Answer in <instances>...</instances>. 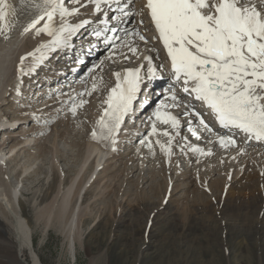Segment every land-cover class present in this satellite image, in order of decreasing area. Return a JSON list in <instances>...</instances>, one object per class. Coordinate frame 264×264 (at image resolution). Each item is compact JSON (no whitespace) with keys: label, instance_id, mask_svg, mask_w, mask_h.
<instances>
[{"label":"rangeland","instance_id":"374dc122","mask_svg":"<svg viewBox=\"0 0 264 264\" xmlns=\"http://www.w3.org/2000/svg\"><path fill=\"white\" fill-rule=\"evenodd\" d=\"M65 3L69 8L80 7L73 4L72 0H65ZM81 3L93 6L90 0H81ZM113 4V8H116L117 5ZM142 7V0H135L132 10L137 15L127 23L121 21L119 26L129 31L136 30L137 23L144 20V15L139 14ZM93 10L89 8L80 12L90 13ZM108 11L102 7L100 17L105 12L109 17L119 15ZM72 19L76 23L82 17L74 16ZM33 30L26 34V39L20 41L22 46ZM117 35L121 38L116 42V52H119V49L122 50L120 45L129 42V36L122 30ZM82 37L79 34L73 44ZM4 41L0 42L1 48ZM19 46L14 47L16 52H10L9 62L12 67L3 89V92L7 90L2 96L4 101L0 104V118H4L1 123L7 129L6 134H3L5 130L0 133V152L8 153L7 157L14 148V153H18L15 164L0 162V180H3L5 186L16 185L18 188V202L23 206V214L34 230V245L43 264H264V194L261 189L246 183V176L254 172L263 176L261 158L259 161L252 160L251 154L257 150L263 153L264 142H254L251 146L248 144L243 147L238 138L241 155L230 161L228 157L236 151V146L222 148V152L216 147L214 150L216 141L209 134L204 135V131L200 139H204V142L191 141L187 136V126L179 129L178 136L173 132L175 139L169 156L156 143L155 136H148L151 131L149 124L142 128L140 139L134 136V129H123L126 137L122 143L115 145V151L112 147L110 154L104 155L100 167L102 169L97 168L99 173L95 183L91 188L89 185L85 188L82 197L76 198L75 203L81 206L83 213L81 221L86 222L80 223L79 232L83 234L82 241L85 243L83 248H78L77 259L73 263L64 253L66 247L59 232L51 228L44 236L42 228L35 226L34 205L39 209L50 206L58 192L70 186L79 172L80 178L86 179L91 171L90 168V171L87 170L89 163L95 157L98 159L95 154L90 162L83 165L87 155L86 145L95 130L88 117L91 113L88 110L89 103L99 99L98 90L91 95L78 94L86 89L91 90V77L94 76L100 86L107 76L116 73L118 59L108 61L110 48L98 47L96 44L95 47L102 51L100 56L97 59L88 58L85 66L76 72L77 76L82 72L86 80H82V77L77 80L76 77L72 79L76 82L66 83L69 85L67 88L57 90V83L60 82L57 78L60 79L61 72L67 74V59L64 60L58 54L59 57L55 56L44 64L45 69L41 67L36 74L22 77L21 82L17 72L20 63L18 54L22 51L26 53L27 50L25 45L22 49ZM79 52L78 48H74L71 52L74 55L71 56L75 58ZM13 57L15 63H12ZM133 59L131 57L120 64L126 65L125 62ZM101 61L102 69L97 67L93 71L94 66L100 65ZM36 75L39 78L31 80L30 77ZM80 84L82 86H76ZM17 87L21 95H17ZM73 98L77 104L81 99L87 101L83 107L78 108L76 115L69 110ZM161 100V96H156V103ZM91 117L95 118L93 115ZM16 122L17 126L13 124ZM193 128L201 130L198 123ZM159 131H163L161 127ZM27 136L33 142L25 147ZM186 136L187 139H183ZM162 139L164 144L168 140L163 135ZM142 140L144 143H141ZM149 142L151 149L148 147ZM190 144L205 152L210 150L211 155L196 157L199 152L187 150ZM248 160L253 163L248 165ZM237 164L243 169H239ZM27 165L30 170L25 173L22 167ZM233 177L238 181L234 184L236 191L233 196L226 198V192L222 195L220 189L224 191ZM34 193L36 197L33 200ZM42 198L45 199L41 201ZM14 208L19 210L18 203ZM1 233L0 230V264H17L14 263V256L18 245L9 243L14 239L11 234ZM30 260L29 253L25 252L21 258L22 264H32Z\"/></svg>","mask_w":264,"mask_h":264},{"label":"snow or ice","instance_id":"6c2138e0","mask_svg":"<svg viewBox=\"0 0 264 264\" xmlns=\"http://www.w3.org/2000/svg\"><path fill=\"white\" fill-rule=\"evenodd\" d=\"M72 3L87 7L81 0H72ZM90 3L93 4L99 25L90 34L98 40L103 37V43L111 50V56L107 59H112L117 54L116 40L121 39L117 35L121 30L127 36H137L140 41L148 43L147 38L139 31H129L117 24L109 27V20L127 23L137 15L132 10L135 0H90ZM112 3L117 7L111 11L119 15L109 17L105 12L103 18H100L102 5ZM31 7L34 18L24 28V32L35 29L37 35L43 33L50 39L20 58L17 72L21 82L22 77L34 75L54 54L73 47V40L81 29L93 22L83 20L71 23L69 17L78 16L80 7L69 8L65 0H31ZM10 9L6 0H0V33L8 27L5 22ZM145 9L157 34L152 39L162 43L170 60L173 80L168 95L150 117L151 131L148 136L157 135V122L170 125L175 136H178L180 119L169 109L181 106L188 110L187 115L198 121L201 130L209 133L213 131L203 115L190 108L183 97L177 95L176 89L179 88L183 94L194 97L206 106L220 127L236 129L249 138L264 141V0H146L139 13L141 16ZM57 16L59 25L55 23ZM41 21L43 25L37 27ZM140 23L143 24V20ZM107 32H111L113 36L108 37ZM7 38L5 35V39ZM120 46L128 47L133 56L138 51L137 47L127 42ZM29 58L30 64L25 65ZM123 58L131 59L127 55ZM144 61L146 64L137 68L114 73L115 86L103 101L106 107L96 121L99 133L97 130L91 133L94 139L110 141L113 151L116 150V137L121 126L126 117L134 112V105L142 88L156 78L158 68L162 67L154 65L151 56H145ZM102 64L101 61L100 65H95L93 71L97 67L102 69ZM91 78V90L86 89L79 96L91 95L97 90L96 79L94 76ZM16 91L17 95L22 94L19 87ZM74 101L75 98L69 110L76 115L78 108L83 107L87 101L81 99L78 104ZM187 123L189 132L200 139L196 129L192 127V121ZM159 134L168 138L167 145L159 140L156 143L170 156L175 136L167 129ZM183 139L186 140L187 137ZM218 143L227 148L235 146L237 142L231 137L221 136ZM148 147L151 149V142ZM190 150L211 155L210 151L204 152L198 147Z\"/></svg>","mask_w":264,"mask_h":264},{"label":"bare ground","instance_id":"6f19581e","mask_svg":"<svg viewBox=\"0 0 264 264\" xmlns=\"http://www.w3.org/2000/svg\"><path fill=\"white\" fill-rule=\"evenodd\" d=\"M7 2L11 6V9L9 10V15H8V17L6 19V22H5L8 25V27H6L4 29V32L0 33V42L5 40L4 41L5 43H4L3 47L2 48L0 47V104H1L2 101H4V98L2 96L4 95V92L7 91V90H5L3 92V89L6 86L5 82H6V79L9 77V74H10L9 71L11 70V67H12V65L9 62V57H11V53L10 52L12 50H15V52L17 51L15 49L16 48L15 46H18V45L22 46L21 45L22 43H20V41H23L24 39H26L24 37H27V35H28L27 33H29L31 31V30H29L28 32H24V28L34 18L33 14H32L31 0H9V1L7 0ZM145 3H146V0H144V4ZM106 5L107 4L102 5V6L107 8ZM89 8L94 9L93 6L87 5L86 8L84 7L82 9H80V11L81 10H86V9H89ZM78 16L82 17V19H80L79 21H83V19H86V20L93 19L97 15H95L94 12L83 13V11H82V14L80 12ZM72 18L73 17L69 18L70 22L71 23H75L74 19H72ZM100 18H103V16L100 17ZM144 20L145 21H143V24H141L140 22L137 23V25L135 26V29L137 31H139L142 35H144L147 38L148 43L145 44L143 41H140L137 36H129L127 38L129 40L128 44H130L131 46H135L138 49L136 55L133 56V54L128 51V47L124 46V47H121L122 48L121 51L119 49V52H117L116 56H114L112 59H109V60L107 59V60L113 62L114 59H116V60L118 59V61L116 63L117 65L115 66V68H117L118 70L115 69V68L113 70H115V71L117 70V72L123 73V71L125 69H127V68H136L139 65L146 64V62L144 61V57L145 56H151L153 58V64L154 65H156V66H161L162 65V67H159V68H161L162 70H164L166 72H170V74H171L170 60L167 58L166 50L163 49V45H162L161 42H159L158 40H153L152 39V37L156 36L157 34L155 33L154 26L150 22V17L148 16L146 9H145V19ZM79 21H77L76 23H79ZM120 22L121 21H117L116 22L117 25ZM55 23L57 25H59V23H60V20H59L58 16L55 18ZM42 25H43V21H41V23L39 25H37V27H41ZM84 29H81L80 33ZM5 35L8 36L7 39H5ZM133 37H135V38L131 39ZM49 39L50 38L46 34L42 33L40 35H37L36 31L34 29L30 33V35L27 38V40L25 41V44H23V46L25 45L24 48L27 50V52L23 53L25 51H22V52H20V54H18V56H19L18 62H20V58L23 56V54L26 55L27 53L32 52L41 43H45ZM23 46L20 47V49H22ZM29 46H30V48H29ZM81 46H82V41H81ZM29 49H31V51ZM151 49L154 50V51H151ZM18 51H19V49H18ZM58 54L60 56L62 55V54H60V52H58V53L54 54L53 57L54 56L58 57L59 56ZM78 54H80V52ZM81 54H82L81 57L77 58V60L80 61L81 58H83L84 60L82 61L81 65H84L86 63V58L88 56H92L91 57L92 59L93 58H98L101 53H100V51L97 48H94V47L91 46L90 48H85V50L83 52H81ZM63 55H64L63 56L64 60L65 59L73 60V57L70 56L71 54L69 52L66 53V54H63ZM85 55H87V57H85ZM124 55H127L129 57L134 58L131 61V64H129V63H126V65L120 64V62H123L125 60L123 58ZM13 56H15V55H13ZM13 58L14 59H12L13 60L12 63L15 60V57H13ZM116 60H115V62H116ZM79 61H77L78 63L77 62L74 63L77 67L81 66V65L79 66V63H80ZM30 62H31V58H29L28 60L25 61V65L30 64ZM45 63H48V61H46ZM68 66H71V65H68ZM72 66H73V64H72ZM45 67L43 65V69H45ZM110 67H112V66H110ZM110 72H112V71H110ZM80 74L83 75L82 72H80ZM142 75H143V72H142ZM158 75H159V72L157 71L156 77ZM66 77H69L67 79V81H64L63 77H60V79H62L63 81H60V82L57 83V90H62L64 88H67L69 85H66V83L70 84V83L76 82V80H72V79H75L76 77H77V80H79L78 79L79 76H77L75 69H73L71 71V75L70 76H69V74H65V78ZM84 78L86 80V77H84ZM71 80L73 82H71ZM79 82L81 84H83L82 81H79ZM115 83H116V78H115L114 74L113 75L111 74V76L110 75L107 76L106 80L104 79L99 84L100 86L97 85L98 86V89H97L98 90L97 91L98 94L97 95H98L99 99H97V100L94 99V100H92L91 103H89L90 105H89V109L88 110H90L91 113H89L88 117L90 116V121L94 124V129L97 130L98 133H99V128H98V125H97L96 121L100 118V115L103 112V108L106 107V105H104L103 101L107 98V95H108L110 89L115 86ZM81 84L80 85H76V86L80 87V86H82ZM160 88L161 87L157 88V90H159ZM162 89H163V87L161 88V90ZM78 92H80V91H78ZM162 100H164V98ZM96 101H98V102L95 103ZM160 102L157 103V104L152 103L150 108H149V110L148 111H144V113H143L144 115H140V116H137L136 118H134L135 119V120H133V125L134 126L130 127V125L128 124V120H125L124 124L121 126V130H120L118 136L116 137L117 145H119L123 141V139L126 137V132H124V130L126 131V130L134 129V135H138V134H140L142 132V128L144 127L145 124L151 125L150 117H152L153 112L157 109V107L159 106ZM199 103L202 104L201 102H199ZM200 106H203V105H200ZM203 107H205L206 115H203V114L202 115L205 118V121L213 129V131L211 133L205 131L204 135L209 133V136L213 137V139L217 140V142H218V138L221 137V136H223V137H231L232 139H235L237 143H238V141L240 139L239 143L242 144L243 147H246V145H248V144L251 146V145L254 144V142L256 144H259L260 142H264V141H257L254 138H249V137L246 136L245 133H243V132L240 133L237 130V132L240 133V134H238V133H236V129H232V128L225 129V128L220 127L218 122L215 120L214 116L210 113V110L207 109L206 106H203ZM169 110L174 115L178 116V118L180 119V123L182 124L183 127L185 126V124H186V127L188 126L187 122L189 120H191V121L193 120L192 121V127L194 126L195 122L197 121V120H195L194 117L186 114L188 110H186L183 106H181L179 108H175V109H169ZM92 115L95 116V118L91 117ZM184 116H185V118H184ZM129 118H130V116H129ZM143 119H144V121L142 122ZM3 120H4V118H0V133H2L3 130H5L3 132V134H6V132H7L6 130L7 129H5L3 127V125H2V123H1V122H3ZM140 122H142V125H139ZM13 124L17 125L18 122L13 123ZM157 124H158V126H157L158 127V133L160 132L159 131L160 127L162 128V130L167 129L169 132H172V133L174 132L171 129L170 125H163V124L160 125L159 122H157ZM126 127L128 129H125ZM196 131L199 134V136L202 137L201 134H202L203 130H196ZM187 132L189 133V136H191V137L188 136L189 138H191V141H193V139L196 141V143L200 141L201 138L197 139L195 136L192 135L191 132H189L188 129H187ZM204 135H203V137L205 138ZM154 136H155V138L157 140H159L162 144H164L163 143V139H162V135H154ZM139 137H140V135L138 136L137 139H140ZM166 139L167 138L165 137V140ZM148 141H150V139ZM32 142H33V139L31 137L27 136L26 137V141L24 142L25 147L30 146ZM202 142H204V139L202 140ZM217 142H216V145L214 146V150H215V147H216L218 149V151H221V149L224 148V147H221L219 145V143L217 144ZM166 143H165V145H166ZM237 143L235 145L237 147L236 151L233 153V155L231 154L230 157H228L230 161L236 160V157L238 158L239 155H241L240 151L238 150ZM86 146H88L87 147V152L85 151L87 153V155H86L85 159L83 160V165H86L88 162H90V159L91 158L93 159V156L95 154L98 157V159L95 157L92 160V162L89 163V166L87 167V170H89L88 168H90L91 171L89 170L90 172L87 175L86 179L84 177L80 178V172H79V174H77V177L74 180H72V183L70 184V186L66 187V189L63 190V191L60 190L58 192V194L56 195L54 201L51 202L50 206H47L45 208L39 209L36 204L34 205V208H35L34 209V217H35V221H36V225L35 226L42 228L41 232H42V234L44 236L47 235L49 229H51V228L56 230L57 232H59L61 234V236L63 237V245H65V247H66L64 253H65V255L70 257V259H71V261H73V263H75V261L77 259L78 248H83V243H85V242L82 241L83 240V234H81L79 232L80 223L84 224L86 222V221H81L83 213L81 211V206L77 205L75 203L76 202V198L78 196L82 197L85 188L88 185H90L89 188H91L92 185L95 183V182L94 183L92 182V184H91L90 182L92 181L93 176L100 169V167H101V165H102V163L104 161V158H105L104 155L110 154V151H111V149L113 147V145L110 143V141H106V140H102V139H94L92 136H90L89 144L86 145ZM193 146H194V144H190L189 147H187L188 152L191 151L190 149L193 148ZM17 153H14V148H12L10 150V154L7 157H6V155L8 153L6 154L4 152L3 153L0 152V162L4 161V162H6V165H7V161L11 162L12 164H15L16 163ZM243 153H246V151L243 152ZM195 155L196 154L194 153V156ZM196 157H204V155L198 153V156L196 155ZM247 157H248V155H247ZM251 158H252V160H255V161H259V159L261 158L262 162H260V164L263 165V167H264V152L262 153V152L257 150V151L254 152L253 155L251 154ZM224 160H225V158H224ZM252 160H248V165H250ZM4 162H2V164ZM105 163H106V161H105ZM28 165L22 167L23 168L22 170L25 173L26 172L28 173V169L30 170ZM237 167L239 168L240 166L238 165ZM263 167L261 168V172H262L263 176L257 174L256 172H254L251 175L246 176L247 177L246 178L247 179L246 183H249L255 189L256 188H258V190L261 189V193L262 194H264V168ZM97 168H99V169L97 170ZM241 169H243V168H241ZM81 170H82V168L80 169V171ZM0 173H2L1 166H0ZM0 177H2V176L0 175ZM234 177L232 178L231 184L224 191H223V189H220V191H222V195H224L223 193L226 192L225 193L226 194V198L233 196L235 191H236L235 187H234V184H236L238 181ZM241 180H243V178ZM249 184H247V185H249ZM89 188L87 189V191L89 190ZM18 195H19V190H18V188H16V185L15 186H11V185L5 186L3 184V180H0V230L2 232L1 234H5V233H6L5 235L11 234L14 239L10 240L9 243L14 244V245L15 244L18 245L17 253L14 256V258L16 259V261L14 259V261H15L14 263L22 264L21 258H23V255H24L25 252H28L29 253V257L31 258L30 261H31L32 264H43L41 259H40V257H39L40 255L37 253V250H36L35 245H34V240H33L34 230H33L32 226H31L30 221L23 214V206L21 205L20 201L18 202V197H19ZM35 197H36V194L34 193L32 199L34 200ZM221 197H223V196H221ZM58 198H60L59 201H57ZM44 199L45 198H42L41 201L44 200ZM221 199L222 198H220L218 200V204L219 205H220ZM17 203H18V207H19L18 211H17V209L14 208L15 205H17ZM79 206H80V208H79ZM245 220L243 219V221H245ZM258 223H259V221H258ZM109 263H111V262H109ZM23 264H24V262H23Z\"/></svg>","mask_w":264,"mask_h":264}]
</instances>
